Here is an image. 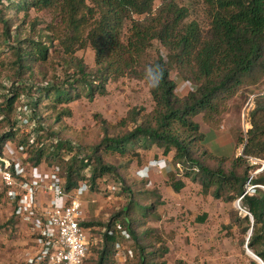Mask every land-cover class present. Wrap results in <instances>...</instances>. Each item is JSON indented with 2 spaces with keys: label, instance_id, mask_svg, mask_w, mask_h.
<instances>
[{
  "label": "trees",
  "instance_id": "obj_1",
  "mask_svg": "<svg viewBox=\"0 0 264 264\" xmlns=\"http://www.w3.org/2000/svg\"><path fill=\"white\" fill-rule=\"evenodd\" d=\"M157 1L0 0V26L4 29V40L0 38V42L6 45L16 34V42L0 53L2 66L12 71L13 77L0 83V127L5 130L0 135V146L17 141L26 148L34 168L44 163L59 166L67 192L86 182L92 192L107 191L108 195L118 189L124 193L127 202L119 215L107 223H83L94 234L99 229L103 240L102 249L95 250L96 259L89 261L92 264H114L116 245L127 244L118 224L132 236L136 248L135 261L128 264H166L170 252L167 241L158 229L146 228L151 220H160L161 195L150 189L151 178L144 179L139 190L128 187L119 174L122 165L106 161L111 158L128 160L127 165H142L143 153L153 148L164 158L171 157L174 166H183L182 173L176 170L166 175L167 185L175 193H181L185 181L192 180L200 184L204 196L231 205L241 200V208L250 215L234 211L233 225L227 229L238 226L244 238L242 247L247 244L264 261V190L256 188L247 193L250 179L251 185L264 186V171L253 176L261 165L249 160L264 161V95L257 97L259 101L248 115L251 129L246 142L243 136L236 139L237 147L245 144L240 157L216 156L205 145V136L196 122L202 116L205 123L218 126L227 103L244 86L264 81V0H200L207 30L196 21L187 22L190 12L177 0H163L156 8ZM31 11L53 14L57 23L55 20L49 32L58 36L64 60L78 78L52 86L26 84L32 77L23 78L33 73L34 65H45L54 52V46L46 45L43 35L39 40L23 35L24 26L13 23L24 14L25 24ZM45 39L56 40L50 35ZM154 43L163 47L165 55L150 58ZM88 47L95 53L97 70L93 75L75 60V53ZM157 64L163 72L159 86L149 87L153 110L143 115L131 113V124L122 122L123 127L133 125L127 133L107 134L96 147L82 150L45 125L47 120L57 125L71 116L70 110L60 106L82 97L92 100L96 95H106L109 81L127 77L146 82V69ZM171 68L191 85L185 96L178 93ZM22 98L31 108L30 131L19 127L15 119ZM107 177L117 182L105 189L101 185ZM205 218L199 219L203 222ZM251 229L253 233L246 241Z\"/></svg>",
  "mask_w": 264,
  "mask_h": 264
},
{
  "label": "rangeland",
  "instance_id": "obj_2",
  "mask_svg": "<svg viewBox=\"0 0 264 264\" xmlns=\"http://www.w3.org/2000/svg\"><path fill=\"white\" fill-rule=\"evenodd\" d=\"M162 1L156 2V8L161 5ZM177 1L190 12L187 22L196 21L204 30L208 29L205 8L200 0ZM23 16L24 14H21L19 20L13 21L14 24L24 26L23 35L37 40L43 35L46 45L54 46V52L49 61L45 65H34L33 73L23 78L32 77L30 78L32 80H26V84H33L36 87L39 85L52 86L67 79L72 81L78 78L74 71L69 70L68 63L64 60L66 56L63 54V48L57 39L58 36L49 32V28L55 24L56 20L53 14L46 11H31L25 24H23L25 21ZM3 30L0 26V38L4 40ZM47 35L56 40L45 39ZM1 42L0 53L5 51L8 45L16 42V34L13 33V38L6 41V45ZM164 52L163 47L154 43L149 55L151 59H156L160 54L165 55ZM75 60L83 64L88 74L93 75L97 70L95 53L89 47L78 50L75 53ZM2 62L4 59L1 58L0 83L5 82L8 78H13L12 71L4 68ZM171 76L178 85V93L185 96L191 89V85L182 80L175 68H171ZM106 90V95H96L92 100L82 97L69 105L60 106L70 110L71 116L57 125L54 121L47 120L48 125H45L59 133L63 140H69L73 146H80L82 150H86L87 147L93 148L99 145L107 134L116 136L130 131L133 125L123 127L122 122L127 121V124H131V113L140 112L143 115L153 110L154 103L150 88L145 81L125 77L118 81H109ZM259 95H264V81L258 85L244 86L238 95L227 103L226 113L217 124L218 126H211L204 122L202 116H198L196 122L200 125L205 136V144L207 146L214 144L215 149L213 150L228 146L229 156L226 157L236 154L239 157L242 156L245 144L237 147L238 145L231 139L243 136L244 142H246L247 132L251 129L248 115L258 103L257 97ZM1 103L3 101H0ZM249 103L253 104L252 110L247 108ZM262 104L264 105V100ZM49 114L51 115L52 112ZM4 131L0 127V135ZM224 135H227L228 139H224ZM15 142L17 143V141ZM143 156L142 165L136 163L127 165L128 160L117 161L111 158H106V161L117 166L122 165L119 174L128 187L139 190L143 188L144 179L149 180L151 178L150 189H156L161 195L163 205L158 208L160 220H151L146 228L158 229L167 241L170 252L165 259L166 264H259L248 253L247 244L242 247L244 238L240 234L238 226H234L232 232L227 229L233 225L234 211H238L242 216L246 215V211L240 210L238 202L231 205L218 201L211 196H204L200 184L192 180H186V188L177 194L167 185L166 175L154 174L155 169L150 168L148 164L154 157H160L162 161L166 162H170L171 157L164 158L156 148L144 152ZM143 165L144 167L140 169L139 167ZM127 166L129 167L127 168ZM52 167L44 163L40 166V170L47 172ZM116 182L115 179L107 177L101 187L112 188ZM3 192L4 188L0 185V193ZM94 194L99 196L101 200L93 204V217L91 215L90 218V214H88L85 221L107 223L111 218L119 215L126 206V197L118 189L111 191L109 195H105L104 192L99 193V191L91 192L88 200L94 201L92 199ZM95 211H99L98 215ZM204 216H206L205 221L201 222L200 219ZM30 235L29 228L21 227L20 223L13 218V208L9 205L4 192L0 196V264H24V250H28L32 246L29 242ZM249 236L250 234L246 236V241H249ZM126 245L133 250L135 257L134 241L132 240V244ZM95 250H99L98 246L91 248L85 264H92L89 261L96 257ZM132 261H135V258L129 262Z\"/></svg>",
  "mask_w": 264,
  "mask_h": 264
},
{
  "label": "built area",
  "instance_id": "obj_3",
  "mask_svg": "<svg viewBox=\"0 0 264 264\" xmlns=\"http://www.w3.org/2000/svg\"><path fill=\"white\" fill-rule=\"evenodd\" d=\"M21 102L16 109L15 119L19 127L30 131L33 127L30 125L31 108L28 100L22 98ZM252 107V103L247 105L248 109L252 110ZM28 158L26 148L20 147L15 141L0 146V185L14 210V216L29 217L30 233L39 238L40 248L36 256L27 259L26 264H85L91 248L103 244V241H98L92 229L83 226L91 205V202L84 199L92 192L91 187L83 182L67 192L60 177L59 166H53L47 172L41 171L40 167L34 168ZM249 160L261 165L253 176L264 171V161L253 158ZM149 166L155 169V174H170L176 170L183 172L181 164L174 166L171 161L153 159ZM256 188L264 190V186L251 185L250 179L247 193ZM104 193L107 195L108 192ZM240 201L237 202L243 211ZM118 230H121L127 244H132V236L122 231L120 225ZM246 249L249 250L247 246ZM134 258L133 250L126 244L116 245L114 264H128Z\"/></svg>",
  "mask_w": 264,
  "mask_h": 264
},
{
  "label": "crops",
  "instance_id": "obj_4",
  "mask_svg": "<svg viewBox=\"0 0 264 264\" xmlns=\"http://www.w3.org/2000/svg\"><path fill=\"white\" fill-rule=\"evenodd\" d=\"M224 139H228V137H227V135H224ZM231 141L233 142L234 141V143H236V139H234V138H232L231 139ZM206 145V144H205ZM207 146V145H206ZM210 146H211V148H210ZM210 146H207V148L210 150V151H212L216 156H219V157H226V156H229L228 154H229V150H228V146H226V147H222V148H219V150L217 149V150H213V149H215V145L213 144V145H210ZM237 155V154H236ZM233 156H235V155H233ZM233 156H230V157H233ZM238 156V155H237ZM153 159H157V157H154V158H152L151 160H153ZM150 160V161H151ZM164 175H169V174H164ZM88 197H89V194L88 195H86V197H85V201L87 202H91L90 204V211H89V214H90V218H91V215H92V208H93V204L95 203V202H98V201H100L101 199H100V197L99 196H97L96 194H94L93 196H92V199L94 200V201H90V200H88ZM99 208H101V207H99ZM96 212V211H95ZM98 212L99 211H97L96 212V214L98 215ZM96 215V216H97ZM27 217V216H26ZM18 218V217H15L14 216V210H13V218L16 220V222H18V223H20V226L21 227H23V226H26V227H28L29 228V224H28V219H29V217H27V218ZM38 217V216H37ZM92 217H93V215H92ZM108 217V216H107ZM85 222H91L90 220H87V221H85ZM94 222V221H93ZM17 227H19V226H17ZM95 230V229H94ZM96 230H99V229H96ZM31 234V233H30ZM93 234H94V232H93ZM95 235V234H94ZM31 237H30V243L32 244V246L30 247V249H28V250H24V260L26 261L27 259H29V258H33V257H35L36 256V254H37V251L39 250V248H40V243H39V238L38 237H36L35 235H33V234H31L30 235ZM97 238H98V241L99 240H101V241H103L101 238H100V236L97 234ZM102 247H103V244H100V245H98V249H102ZM251 256V255H250ZM24 261V262H25ZM24 264H26V262L24 263Z\"/></svg>",
  "mask_w": 264,
  "mask_h": 264
},
{
  "label": "clouds",
  "instance_id": "obj_5",
  "mask_svg": "<svg viewBox=\"0 0 264 264\" xmlns=\"http://www.w3.org/2000/svg\"><path fill=\"white\" fill-rule=\"evenodd\" d=\"M162 72L163 68L159 64L148 66L145 72V80L149 87L156 88L159 86L162 78Z\"/></svg>",
  "mask_w": 264,
  "mask_h": 264
},
{
  "label": "water",
  "instance_id": "obj_6",
  "mask_svg": "<svg viewBox=\"0 0 264 264\" xmlns=\"http://www.w3.org/2000/svg\"><path fill=\"white\" fill-rule=\"evenodd\" d=\"M246 215H250V214H246ZM252 233H253V229H251L249 239H250ZM249 251H250V250H248V253H249ZM250 254H252L253 256H255L260 264H264V261H263L261 258H259L258 256H256V255L253 254L252 252H250Z\"/></svg>",
  "mask_w": 264,
  "mask_h": 264
},
{
  "label": "bare ground",
  "instance_id": "obj_7",
  "mask_svg": "<svg viewBox=\"0 0 264 264\" xmlns=\"http://www.w3.org/2000/svg\"><path fill=\"white\" fill-rule=\"evenodd\" d=\"M250 252H251V251H249V254H250ZM250 255L253 256L252 254H250ZM253 257L257 260V258H256L255 256H253ZM257 261H258V260H257Z\"/></svg>",
  "mask_w": 264,
  "mask_h": 264
}]
</instances>
